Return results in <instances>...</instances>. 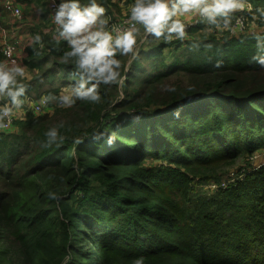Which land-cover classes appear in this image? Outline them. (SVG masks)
Returning a JSON list of instances; mask_svg holds the SVG:
<instances>
[{
  "label": "trees",
  "instance_id": "1",
  "mask_svg": "<svg viewBox=\"0 0 264 264\" xmlns=\"http://www.w3.org/2000/svg\"><path fill=\"white\" fill-rule=\"evenodd\" d=\"M18 1L49 12L47 0ZM248 1L263 14L264 0ZM97 3L113 17L121 2ZM204 22L187 39H137L100 103L51 102L2 134L0 264H264V164L203 188L264 148V67L253 59L264 30ZM35 32L21 82L58 96V81L76 83L74 60H62L65 41ZM52 127L65 139L45 146Z\"/></svg>",
  "mask_w": 264,
  "mask_h": 264
},
{
  "label": "clouds",
  "instance_id": "2",
  "mask_svg": "<svg viewBox=\"0 0 264 264\" xmlns=\"http://www.w3.org/2000/svg\"><path fill=\"white\" fill-rule=\"evenodd\" d=\"M246 6L251 8L245 0H134L129 6L127 23L130 26L110 30V18L106 17V9L97 0H89L87 5H81L80 0H60L53 14L56 25L53 39L57 44L60 41L67 43L69 50L64 52L62 60L64 63L74 60L75 72L70 78L75 79L76 83L58 96L49 94L41 97L40 104L56 100L59 107L70 108L78 100L100 103L101 85L121 83L122 61L117 58L118 54L124 57L136 54L137 35L140 32L137 25L155 38L171 40L175 34L177 39L183 40L186 36L183 18L196 15L219 30L235 32L231 16L243 11ZM15 14L19 16V10ZM218 18H222V21ZM41 39L40 35H36L34 42L40 43ZM6 55H11V52ZM253 59L264 67V56ZM25 75V66L14 60L10 63L0 61V97H7L10 101L0 105V129L11 124L15 110L24 104L21 98L26 96L28 87L21 80ZM60 127H63L62 123ZM44 135L47 137L45 146L65 139L56 127L50 128ZM50 195L55 198V194ZM134 264H144V258H137Z\"/></svg>",
  "mask_w": 264,
  "mask_h": 264
},
{
  "label": "built area",
  "instance_id": "3",
  "mask_svg": "<svg viewBox=\"0 0 264 264\" xmlns=\"http://www.w3.org/2000/svg\"><path fill=\"white\" fill-rule=\"evenodd\" d=\"M47 1H48L49 12H47L48 21H46L47 30L45 32L51 33L54 36L56 25L54 24L53 14L55 12V6H56V4L60 3V0H47ZM122 3L125 4V2H122ZM245 3H246V5H251V8L249 9L246 6V8L243 11H239V12L234 13V17L231 20V24H232V27L235 28V32L228 31V30H219L215 27V25H209L208 31L209 32H227V33H229V32L230 33L243 32V31L248 30L250 25L254 24L255 22L257 23L258 20H260L262 22V26H264V5L262 6L263 14L259 15L258 17L257 16L253 17L252 15H254L253 14L254 12H257V9L253 6V4L250 1L245 0ZM17 10H19V12H20L19 16H17L15 14ZM5 13L9 14L12 17V19L15 21H18V22L22 21L24 18L23 4L21 2H19L18 0H0V36L2 39V44L0 45V53L3 57V61L6 60L10 63L11 61L14 60L19 64L18 44H17V42H13V41H10L8 39L10 32H9L8 28L2 24V18H3V15ZM113 13L115 14V16H113V17H111V15H106L107 17L110 18L109 19V29L110 30L124 29V28H127L130 26L127 23L128 19H129V15H130L129 13H123V14L122 13L118 14L115 12H113ZM106 14H108L107 10H106ZM203 20H204V18L198 16V18L193 20V22H191V23L189 21H184L185 26H186L185 27L186 35L188 34L190 28L197 26ZM241 25H242V27H241ZM34 35H33V37H34ZM113 35H115V31H113ZM9 51L11 52V55H6V53ZM43 96H47V95L41 94L40 96H34L33 94L30 93V94H26L25 97H22L21 99L24 100V104L18 110L17 113L15 110V115L12 118L11 124L8 125V127L4 128V129H0V137L2 136L3 133L11 132L15 128L16 118H24L28 111H33L35 114L46 113L50 108L51 100L47 104L42 105V104H40V100H41V97H43ZM8 102H10V101L4 100V101H2L1 105L3 103H8ZM25 105H28L27 109H26ZM22 114H25V115L20 116ZM254 153L251 154L252 155L251 159L255 158ZM233 174L234 173H232V175ZM242 177H240L238 175L234 179L232 177L227 182L224 180L223 181L221 180V182L211 181L208 184V189L213 190V189L217 188L219 185H226L228 182L234 181L237 178L240 179Z\"/></svg>",
  "mask_w": 264,
  "mask_h": 264
},
{
  "label": "rangeland",
  "instance_id": "4",
  "mask_svg": "<svg viewBox=\"0 0 264 264\" xmlns=\"http://www.w3.org/2000/svg\"><path fill=\"white\" fill-rule=\"evenodd\" d=\"M126 2H128V4H133L134 3V0H126ZM23 9H24V15L26 17L23 18L24 21H22L20 23V25L22 24V29L25 31V37L27 36V33H28V37L32 35L33 31H31V29H35V25L32 24V22H34L35 20V14H34V8L31 7V6H28V4H25L23 5ZM122 14L123 13H129L130 14V11H129V6L126 7L125 11L124 12H121ZM254 15H252L253 17L254 16H259V13L258 12H254L253 13ZM196 18H198V16L196 15H189V16H186L183 18L184 21H189L190 23L193 22V20H195ZM26 21V23H25ZM205 19L202 21L204 24H206L205 22ZM255 21V20H254ZM36 22V21H35ZM46 22V20L44 19V21L42 20V23ZM25 23V24H24ZM208 23V22H207ZM46 24V23H45ZM207 25V24H206ZM137 27L140 28V32L138 33L137 35V39L139 40V43H142V42H146L145 39H146V36L148 33L145 32V30L143 29L142 26L138 25ZM257 30H264V26H262V24H259V23H254L252 25H250V27L248 28V30L246 31H243V32H238L237 34L239 33H244V32H248V31H257ZM191 33L187 34L185 36L184 39H187V38H190V35ZM173 36L175 37V34H173ZM24 63V61H23ZM25 65V64H24ZM26 69V68H25ZM29 72V71H28ZM30 74H28V77H29ZM31 76V75H30ZM26 77V76H25ZM174 79H176V76H173L171 77L170 79L167 80L168 83H170V81H173ZM45 87H49L50 85L48 83H46L44 85ZM56 86H59V92H58V95L64 91V90H67L69 88L70 85H63L61 84L59 81L56 83ZM34 95V94H33ZM35 96V95H34ZM1 99V98H0ZM51 102L54 104V105H58V101L56 100H51ZM1 100H0V105H1ZM26 109L28 108V105H25ZM19 109H16V113L18 112ZM49 113H52L53 112V107L50 105V108L49 110L47 111ZM25 114H22L20 116H23ZM255 158L254 159H251V156L252 155H249L247 157V159L245 158H240L238 159V161L236 162V164H234L232 167H230L226 172L225 174L222 176V181H229L232 177L233 179L236 177V176H244V174L247 172V170H251V169H256L258 168L259 166L263 165L264 164V148L260 149V150H257L255 153ZM232 173H234L232 175ZM209 184V183H208ZM208 184H205V186L203 187L205 190L208 189Z\"/></svg>",
  "mask_w": 264,
  "mask_h": 264
},
{
  "label": "crops",
  "instance_id": "5",
  "mask_svg": "<svg viewBox=\"0 0 264 264\" xmlns=\"http://www.w3.org/2000/svg\"><path fill=\"white\" fill-rule=\"evenodd\" d=\"M118 1H120V0H118ZM120 2L121 3H119L118 6H116V8H113L115 11H117V13L124 12L126 7L130 6V4H128V2H126V0H121ZM122 2H125V4L122 5ZM31 7H33L34 10H35L34 14H35V19H37V20H35L36 22L35 21L32 22V24L35 25L36 27H35V29H31V31H33V33L29 37H28V33H27L26 37L24 36L25 35V31L22 29V24L20 25V23L22 21H24V20L19 21V22L15 21L7 13H5L3 15V18H2V24L4 26H6L8 28V30H9V32H10V35H9L8 39L10 41L17 42V44H18L19 64H21L22 66H25V68H26V75L25 76L27 78L31 77L30 76L31 75L30 71L28 70L27 66L24 65V63H23L24 59L28 55L27 47L34 42L33 35L36 34L35 31H37L38 29H41V30H44V31L47 30V24H45L46 22L42 23V20L44 21V19H45L46 21H48L47 11H45L44 15H42V12H41L39 6L32 5ZM24 17H25V15H24ZM25 19H26V17H25ZM25 23H26V21H25ZM1 44H2V39H1V36H0V45ZM28 74H30L29 77H28Z\"/></svg>",
  "mask_w": 264,
  "mask_h": 264
}]
</instances>
